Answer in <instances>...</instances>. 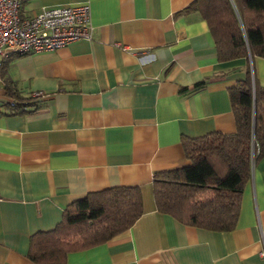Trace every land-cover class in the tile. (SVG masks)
<instances>
[{"label":"crops","instance_id":"crops-1","mask_svg":"<svg viewBox=\"0 0 264 264\" xmlns=\"http://www.w3.org/2000/svg\"><path fill=\"white\" fill-rule=\"evenodd\" d=\"M194 1L23 2L24 17L89 5L93 40L1 60L0 264H35L34 234L54 229L74 201L115 187L141 190L142 216L66 264H264V156L233 231L189 227L156 207L154 175L190 164L184 138L237 132L229 91L247 67L264 87V58L219 61L207 22L185 13ZM8 88L45 97L17 113L4 104Z\"/></svg>","mask_w":264,"mask_h":264},{"label":"trees","instance_id":"trees-1","mask_svg":"<svg viewBox=\"0 0 264 264\" xmlns=\"http://www.w3.org/2000/svg\"><path fill=\"white\" fill-rule=\"evenodd\" d=\"M185 13H199L207 22L220 62L264 58V0H195ZM207 83L196 84L194 90ZM229 94L237 132L184 138L190 164L156 173L153 178L158 212L183 225L213 232L236 228L243 192L254 165L264 156V87L255 78L253 67H247L245 78ZM6 98L5 106L22 114L32 112L43 101L9 88ZM254 147L259 148V156L253 162ZM142 214L139 188L90 193L71 203L54 229L31 237L28 258L35 264H66L70 253L108 243L129 230Z\"/></svg>","mask_w":264,"mask_h":264},{"label":"built area","instance_id":"built-area-1","mask_svg":"<svg viewBox=\"0 0 264 264\" xmlns=\"http://www.w3.org/2000/svg\"><path fill=\"white\" fill-rule=\"evenodd\" d=\"M24 0H0V65L11 55L55 52L79 41L93 40L89 5L52 7L30 16L22 15ZM34 98L45 94L34 92ZM259 148L252 150V161Z\"/></svg>","mask_w":264,"mask_h":264}]
</instances>
